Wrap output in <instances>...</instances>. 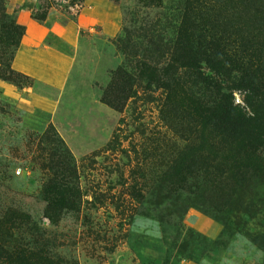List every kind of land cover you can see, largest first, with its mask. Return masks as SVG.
Returning a JSON list of instances; mask_svg holds the SVG:
<instances>
[{
	"label": "rangeland",
	"instance_id": "1",
	"mask_svg": "<svg viewBox=\"0 0 264 264\" xmlns=\"http://www.w3.org/2000/svg\"><path fill=\"white\" fill-rule=\"evenodd\" d=\"M236 2L0 0L2 63L27 18L73 32L84 8L111 14L77 32L80 60L52 112L21 109L0 89V264H264V179L242 171L247 161L263 164L264 149L214 147L207 122L224 90L204 62L209 42L218 39L237 62L263 46L251 29L240 31L249 40L240 46L236 13L222 29ZM107 23L109 35L101 33ZM47 41L71 50L58 37ZM149 56L155 83L137 75ZM172 66L175 89L163 87ZM226 66L229 86L235 66ZM118 67L134 75L119 111L99 100ZM10 84L20 97L26 86L50 99L57 93L30 77ZM229 91L243 106V90ZM197 156L203 169H194Z\"/></svg>",
	"mask_w": 264,
	"mask_h": 264
},
{
	"label": "trees",
	"instance_id": "2",
	"mask_svg": "<svg viewBox=\"0 0 264 264\" xmlns=\"http://www.w3.org/2000/svg\"><path fill=\"white\" fill-rule=\"evenodd\" d=\"M219 1V0H218ZM264 5L255 4L251 0H237L236 4L228 10L222 29L225 25H231L230 21L233 14H238L237 17H242L241 20H236L238 23L233 31L236 40L239 41L240 46L246 49L249 40L244 38L240 31L243 29L247 34L248 30H257L254 36L262 38L263 46L261 52L258 54L250 53L247 61L242 62L241 59L231 57L224 49H220L218 39H212V48L209 54L205 56L204 62L213 74L223 78L218 79L220 90L217 98L214 100L208 114V129L218 138L214 142V147L222 145H229L240 142L247 148L252 149L253 152L264 149ZM231 17V18H230ZM222 31V30H221ZM261 31V32H260ZM259 32L261 34H259ZM22 33H20L21 35ZM19 35V36H20ZM189 35H185L186 44L191 45L187 40ZM253 36V35H252ZM16 46H18L16 44ZM207 47V46H206ZM17 48V47H15ZM16 50V49H15ZM243 52L239 51V57ZM167 58L172 62H178L179 58L175 55V51L166 52ZM13 54L6 63H2L0 59V79L9 83H15V78H29L28 76L13 70L10 67V60ZM184 57H192L191 53H184ZM150 64H146L143 69L137 70V75L144 76L150 83H155L154 65H151L153 60L150 59ZM230 63L235 66L234 71L236 77L234 81H230L227 86L226 81L229 77V71L226 64ZM170 83L163 85V87H176L179 78L176 66H172L170 70ZM31 79V78H30ZM213 85H216L215 79L210 80ZM213 81V82H212ZM134 82V75L125 72L122 68H116L109 81L103 87L99 97L100 102L109 106L114 110H121L125 100L132 93V85ZM229 88L241 89L244 92L243 106L233 103L231 91ZM175 89V88H174ZM173 89V90H174ZM175 108V104H174ZM175 111V110H174ZM200 156L196 157L194 169H203V164H200ZM243 174L247 177L260 176L264 179V163L258 166L247 161L242 164Z\"/></svg>",
	"mask_w": 264,
	"mask_h": 264
},
{
	"label": "crops",
	"instance_id": "3",
	"mask_svg": "<svg viewBox=\"0 0 264 264\" xmlns=\"http://www.w3.org/2000/svg\"><path fill=\"white\" fill-rule=\"evenodd\" d=\"M107 13L97 9H82L77 15L76 30L79 31L81 27H87L94 20L100 18L103 20L106 17L104 15ZM21 25L24 26V33L10 60V67L37 82L55 88L57 90L56 97L50 99L40 93L34 86L23 88L24 95L20 97L18 96L17 89L12 84L1 79L0 89L5 96L14 98L15 104L21 109L31 110L40 108L52 112V108L57 105V102L66 90L69 75L72 71L76 70L77 61L80 60V54L83 49L82 46L80 47V35L77 34L78 31H68L67 26H58L57 24H48L47 26L45 23L38 24L33 22L29 18L21 23ZM112 32L113 25L111 23L104 24L101 28V33L105 35H109ZM49 35L58 37L69 43L71 50L65 52L55 47L47 41Z\"/></svg>",
	"mask_w": 264,
	"mask_h": 264
}]
</instances>
